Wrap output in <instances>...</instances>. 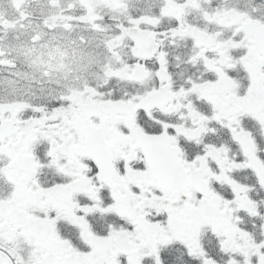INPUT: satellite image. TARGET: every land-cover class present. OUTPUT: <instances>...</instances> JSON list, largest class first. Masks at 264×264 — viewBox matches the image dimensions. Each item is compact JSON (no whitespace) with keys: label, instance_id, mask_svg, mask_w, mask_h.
Listing matches in <instances>:
<instances>
[{"label":"snow or ice","instance_id":"1","mask_svg":"<svg viewBox=\"0 0 264 264\" xmlns=\"http://www.w3.org/2000/svg\"><path fill=\"white\" fill-rule=\"evenodd\" d=\"M0 264H264V0H0Z\"/></svg>","mask_w":264,"mask_h":264}]
</instances>
